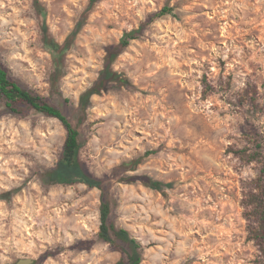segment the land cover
I'll use <instances>...</instances> for the list:
<instances>
[{"label": "rangeland", "instance_id": "rangeland-1", "mask_svg": "<svg viewBox=\"0 0 264 264\" xmlns=\"http://www.w3.org/2000/svg\"><path fill=\"white\" fill-rule=\"evenodd\" d=\"M40 3L43 17L34 0H0V66L81 131L83 165L108 178L112 222L144 246L141 264H264L245 207L264 169V0ZM142 24L112 64L127 83L81 112L107 49ZM44 25L68 43L55 86ZM249 89L255 104L240 101ZM65 138L58 120L0 101V264H119L98 235L101 191L44 180Z\"/></svg>", "mask_w": 264, "mask_h": 264}, {"label": "trees", "instance_id": "trees-1", "mask_svg": "<svg viewBox=\"0 0 264 264\" xmlns=\"http://www.w3.org/2000/svg\"><path fill=\"white\" fill-rule=\"evenodd\" d=\"M34 7L39 15L44 16L45 9L40 0H34ZM167 9L163 10V14ZM146 24H142L139 29L124 34L120 43L107 49V65L101 73L99 81L80 98L81 112L85 113L90 106L94 95H100L111 83L122 80L121 75L112 69V64L130 45L131 41L137 39L144 30ZM43 44L53 57V73L51 85L55 86L63 74L64 57L68 49V43L59 44L51 38L44 25ZM250 88V87H249ZM208 85L205 93L211 91ZM0 101L7 111L16 115H23L28 111H33L47 118L58 120L66 130V138L62 147L61 156L55 167L47 170L43 175L44 180L49 185L74 186L83 184L90 189L97 188L101 191L100 205V231L99 238L122 254L119 264H141L143 261L144 246L133 237L129 230L118 228L112 222V193L108 178L99 179L90 175L85 169L80 157L82 143L81 131L71 121L67 114L57 105L51 103L39 92L28 89L15 80L10 72L0 66ZM243 103L255 104L257 99L254 90H247L240 96ZM68 100H66V103ZM256 152L249 154L246 150L244 155H249L251 160L259 157L261 146L256 145ZM134 177H128L126 183L135 182ZM145 181H148V178ZM246 218L249 221L248 238L257 244L264 253V169L260 175L251 182L249 194L247 195Z\"/></svg>", "mask_w": 264, "mask_h": 264}, {"label": "water", "instance_id": "water-1", "mask_svg": "<svg viewBox=\"0 0 264 264\" xmlns=\"http://www.w3.org/2000/svg\"><path fill=\"white\" fill-rule=\"evenodd\" d=\"M16 264H33V260L30 258L23 259V260H19Z\"/></svg>", "mask_w": 264, "mask_h": 264}]
</instances>
